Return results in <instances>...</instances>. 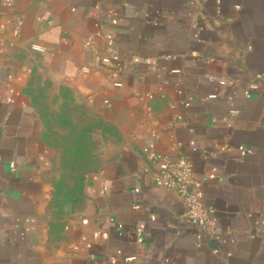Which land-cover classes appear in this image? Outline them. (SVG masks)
Returning a JSON list of instances; mask_svg holds the SVG:
<instances>
[{
	"label": "crops",
	"instance_id": "obj_1",
	"mask_svg": "<svg viewBox=\"0 0 264 264\" xmlns=\"http://www.w3.org/2000/svg\"><path fill=\"white\" fill-rule=\"evenodd\" d=\"M260 73L264 0H0V264H264V80L248 96ZM36 82L107 126L64 218ZM150 151L190 156L210 232L155 184Z\"/></svg>",
	"mask_w": 264,
	"mask_h": 264
},
{
	"label": "rangeland",
	"instance_id": "obj_2",
	"mask_svg": "<svg viewBox=\"0 0 264 264\" xmlns=\"http://www.w3.org/2000/svg\"><path fill=\"white\" fill-rule=\"evenodd\" d=\"M36 84L39 88L36 101L41 111L43 126L44 119L46 120L45 114H47L46 125L50 126L49 130L44 127V133L47 134L45 142L56 155L51 167V182L54 191L50 210L55 218H64L69 215V212L73 213L80 209L84 202L80 185L82 178L86 174L92 173L98 165L95 155L97 148L94 141H92L93 144H90L86 139L81 140L77 146V136L82 133V129L78 128L72 132V127L67 125V130L63 131V125L60 126L57 120L52 117L53 114L61 111L65 102L64 98L54 96L50 85L43 82H36ZM83 108L87 112V116L78 115L75 122L79 127L87 125L94 119L84 106ZM91 137L93 138V134Z\"/></svg>",
	"mask_w": 264,
	"mask_h": 264
},
{
	"label": "built area",
	"instance_id": "obj_3",
	"mask_svg": "<svg viewBox=\"0 0 264 264\" xmlns=\"http://www.w3.org/2000/svg\"><path fill=\"white\" fill-rule=\"evenodd\" d=\"M101 38L105 42L107 53L104 63H110V57L114 56L117 51L116 41L110 33H102ZM263 80L264 73L256 75L255 80L248 88V96L259 89V83ZM210 81L226 84L224 80L216 77H211ZM239 151L244 157L252 153V150L246 146H240ZM191 152L196 153L197 149L193 148ZM147 155L150 162L157 168L154 175L155 184L180 195L186 204L184 217L188 222L200 231L210 232L214 209L206 206L201 200L202 182L194 176L190 156L168 157L153 151L147 152ZM11 167L15 169L14 165Z\"/></svg>",
	"mask_w": 264,
	"mask_h": 264
},
{
	"label": "trees",
	"instance_id": "obj_4",
	"mask_svg": "<svg viewBox=\"0 0 264 264\" xmlns=\"http://www.w3.org/2000/svg\"><path fill=\"white\" fill-rule=\"evenodd\" d=\"M61 97L64 98V101H65L62 108H61V111L59 113L53 114L52 117L57 120V122L60 126L63 125L62 126L63 131L67 130V127H66L67 125L72 127L71 128L72 132H74L78 128L82 129V133L79 136H77V146L79 145V142L83 139H86L87 143L91 144L93 141V138L91 137L92 134H94L97 130H101V129L107 130V126L103 122L96 120L95 118L91 122H88L87 125H85L83 127H81V126L79 127V125L75 122L78 115L81 114V115H84L86 117L87 112L84 110L82 105H79L75 102L70 90L61 89ZM45 116H46V120L44 119V127H45V129L48 128L47 130H49L50 126L46 125L47 124V114H45ZM60 122H61V124H60ZM46 138H47V134L45 132L44 133V140L45 141H47ZM88 175L89 174H86L82 178V184L80 185L81 186L80 191H81V193H83L84 199H85L84 193H85V188H86V178ZM75 199L77 200L79 198H75ZM70 213H72V212H69V214Z\"/></svg>",
	"mask_w": 264,
	"mask_h": 264
}]
</instances>
